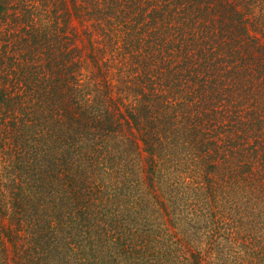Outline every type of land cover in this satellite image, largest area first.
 Segmentation results:
<instances>
[{
  "label": "trees",
  "instance_id": "16d2710c",
  "mask_svg": "<svg viewBox=\"0 0 264 264\" xmlns=\"http://www.w3.org/2000/svg\"><path fill=\"white\" fill-rule=\"evenodd\" d=\"M0 264H264V0H0Z\"/></svg>",
  "mask_w": 264,
  "mask_h": 264
}]
</instances>
